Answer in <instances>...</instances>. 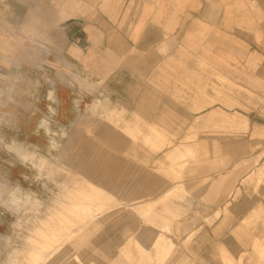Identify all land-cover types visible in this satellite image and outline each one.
Returning <instances> with one entry per match:
<instances>
[{"label":"crops","instance_id":"1","mask_svg":"<svg viewBox=\"0 0 264 264\" xmlns=\"http://www.w3.org/2000/svg\"><path fill=\"white\" fill-rule=\"evenodd\" d=\"M14 2L21 8L14 16L23 31L19 37L47 53L65 74L43 83L41 104L71 119L117 115L118 175L131 167L135 199L166 201L158 204L170 225L166 231L198 232L197 242L207 236L219 248L227 242L240 247L237 232L263 238L264 205L244 189L246 174L234 170L243 166L241 155L254 150V132L264 133V115L219 105L263 108L264 0ZM53 89L54 97H47ZM209 105L218 111L208 112ZM101 135L111 133L104 129ZM121 152L128 153L126 162ZM158 164L179 174L161 177L154 170ZM71 196L60 206L76 211ZM78 196L92 207L89 198ZM254 238L251 233L250 241ZM209 244H201L206 257L214 253ZM229 248V255L240 252ZM34 254L35 249L29 263Z\"/></svg>","mask_w":264,"mask_h":264},{"label":"rangeland","instance_id":"2","mask_svg":"<svg viewBox=\"0 0 264 264\" xmlns=\"http://www.w3.org/2000/svg\"><path fill=\"white\" fill-rule=\"evenodd\" d=\"M14 1L17 0H0V75L21 68L23 79L18 85V92L23 102L12 109L18 119V130L0 129V136H15L23 142L29 152L36 154L34 163L37 165L22 166L14 157L0 151V200H7L10 185L18 183L23 189L36 193L42 203V206L29 209L20 216L0 208V238H12L13 244L20 250V264H203L202 260L206 264H264V233L262 239L257 232L235 233L236 243L240 246L235 249L228 242L227 248L212 245L207 236L197 242L198 232L165 230L170 225L165 221L163 207H158V204L163 205L166 201L135 199L134 191L138 186L133 184L131 167H125L124 172L121 168L118 175L117 115H77L76 119H71L67 112L53 115L47 107L50 104L46 108L41 104L43 83L46 85L53 78L64 79L65 74L59 66L51 63L47 53L45 55L36 45L19 37L23 31L20 21L14 16H20L21 8ZM10 17L13 19L9 21ZM5 34L16 37L7 40ZM17 44L19 47L15 50ZM25 65L42 70L27 73ZM35 81L40 82L34 94ZM250 105L219 106L235 107L238 113L252 111V114L263 112L261 115H264V105L263 110L259 104H253V109H249ZM209 106L208 112L218 111L215 110L216 105ZM41 120L48 122L45 125L48 131L45 127H38ZM36 129L38 132L35 134ZM104 129L111 135H101ZM254 133H257L251 136L254 150L241 155L240 165L243 166L234 171L246 174L242 180L244 189L252 190L258 195L256 202L264 205V195H261L264 192V133ZM128 138L132 139V136ZM50 140H60L62 147L57 150L53 144L50 149ZM119 157L125 162L130 158L128 153L122 152ZM42 166L55 173V183L35 179L36 170ZM159 166L161 164L154 170L160 172L161 177L179 174H173L169 169L165 172ZM25 176L28 180L24 179ZM36 178L39 179L38 175ZM107 179L114 181L107 184ZM61 185L74 194L64 192ZM79 194L89 198L91 208ZM68 196L72 201L75 199L76 211L60 206L63 197ZM144 227L161 228L162 231H147ZM251 233L256 237L253 241L249 239ZM202 241L203 244L210 243L211 251L214 249L210 256L202 255ZM229 246L241 253L229 255V251L233 252ZM34 249L37 258L32 257L29 263V253ZM3 258L0 249V260Z\"/></svg>","mask_w":264,"mask_h":264},{"label":"clouds","instance_id":"3","mask_svg":"<svg viewBox=\"0 0 264 264\" xmlns=\"http://www.w3.org/2000/svg\"><path fill=\"white\" fill-rule=\"evenodd\" d=\"M22 79L23 73L20 67H17L14 71L8 72L7 75H0V129L8 128L9 131L13 132L18 130V119L16 113L12 111V109L23 102L18 92V85L21 83ZM33 83L36 85L34 90L35 94V92L38 91L39 81ZM49 95L54 97V89L48 92L47 97ZM47 123V121L41 120L38 127H45ZM45 130L48 131L46 127ZM64 136H67L66 131ZM53 144L57 146V150L62 147L60 140H50V149ZM0 151H4L8 155L14 157L22 166L32 167V165H37L34 163L36 154L29 152L27 148L23 146V142L19 141L15 136H0ZM36 171L39 177V179H37L36 175V180H47L55 183V173L48 171L46 166L39 167ZM24 179L28 180V177L25 176ZM10 186L11 192L9 193L8 199L0 200V208H3L10 214L20 216L29 209L42 206L36 193L23 189L18 183ZM42 187H46V185H42ZM0 249H2V254L4 256V258L0 260V264H20V250L13 244L11 237L0 238Z\"/></svg>","mask_w":264,"mask_h":264},{"label":"bare ground","instance_id":"4","mask_svg":"<svg viewBox=\"0 0 264 264\" xmlns=\"http://www.w3.org/2000/svg\"><path fill=\"white\" fill-rule=\"evenodd\" d=\"M86 200H87V199H86ZM87 202H88V201H87ZM88 204L91 206L90 202H88ZM85 206H87V204H86Z\"/></svg>","mask_w":264,"mask_h":264}]
</instances>
